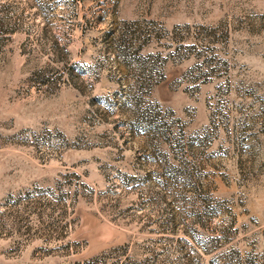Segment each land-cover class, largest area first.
I'll use <instances>...</instances> for the list:
<instances>
[{
	"label": "rangeland",
	"instance_id": "rangeland-1",
	"mask_svg": "<svg viewBox=\"0 0 264 264\" xmlns=\"http://www.w3.org/2000/svg\"><path fill=\"white\" fill-rule=\"evenodd\" d=\"M0 264H264V0H0Z\"/></svg>",
	"mask_w": 264,
	"mask_h": 264
}]
</instances>
